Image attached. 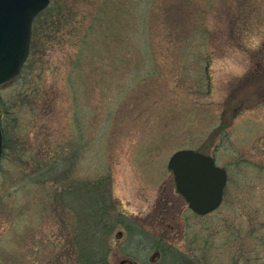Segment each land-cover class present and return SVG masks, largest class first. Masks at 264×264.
I'll list each match as a JSON object with an SVG mask.
<instances>
[{"label":"rangeland","instance_id":"rangeland-1","mask_svg":"<svg viewBox=\"0 0 264 264\" xmlns=\"http://www.w3.org/2000/svg\"><path fill=\"white\" fill-rule=\"evenodd\" d=\"M48 8L60 12L36 18V48L0 86V264H77L95 203L110 264H264L248 237L264 217V0ZM187 149L227 170L205 216L168 168Z\"/></svg>","mask_w":264,"mask_h":264},{"label":"water","instance_id":"water-1","mask_svg":"<svg viewBox=\"0 0 264 264\" xmlns=\"http://www.w3.org/2000/svg\"><path fill=\"white\" fill-rule=\"evenodd\" d=\"M50 3L51 0H0V86L20 74L30 54L33 22ZM2 153L0 123V160ZM168 168L174 175L177 193L195 214L208 215L220 207L228 175L212 156L179 150L171 156Z\"/></svg>","mask_w":264,"mask_h":264},{"label":"trees","instance_id":"trees-1","mask_svg":"<svg viewBox=\"0 0 264 264\" xmlns=\"http://www.w3.org/2000/svg\"><path fill=\"white\" fill-rule=\"evenodd\" d=\"M54 12H60L57 9H46L44 12H42L40 15H44V14H48V13H54ZM40 15L37 18V22L40 23ZM47 20L43 21L44 23ZM46 25H42L43 27H46V29L51 28L49 25H47V23H45ZM57 25H54V27H56ZM41 25H37V23H35V27H34V31H33V41H32V49L34 50L36 48L35 43L38 40V36H39V29H40ZM34 53V52H33ZM4 148L6 147V144L4 143ZM90 199H86V203H89ZM96 203L93 205L92 208H87L85 207V210L87 211V214H85V219H84V224L80 227H77L76 231L78 233V236L81 237L80 241H78L77 243H74L73 248H75V252H76V263L77 264H110V258H109V251L105 248L104 245L97 243V240H99V238L97 237L98 234V228H96L94 226L95 223V216L93 214V210L97 209L96 207ZM104 208V207H103ZM102 215L103 212L100 214V217L102 219ZM262 226H264V217H261L260 220H258L256 222V225H253L251 228H249V233H248V237L249 238H254L256 240H259L258 243H256L255 245H258V251H256L255 253L257 254V252H259V247H261L264 251V239L262 237L264 236H257L256 234L259 232L261 233V229ZM258 227H260L259 229H257ZM262 239H261V238ZM247 261H250L251 263V258ZM256 261H258L256 259ZM236 263H238L236 261Z\"/></svg>","mask_w":264,"mask_h":264}]
</instances>
